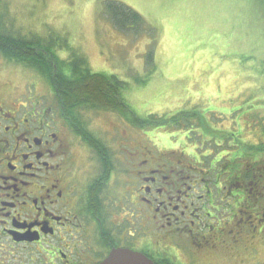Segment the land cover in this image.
<instances>
[{"label":"flooded vegetation","instance_id":"flooded-vegetation-1","mask_svg":"<svg viewBox=\"0 0 264 264\" xmlns=\"http://www.w3.org/2000/svg\"><path fill=\"white\" fill-rule=\"evenodd\" d=\"M67 63L35 71L38 81L21 91L0 83V264H103L116 251L181 264L204 250L238 252L242 228L255 227L249 199L264 187V172L236 139L247 130L196 128L182 113L168 118L167 130L184 142L172 146L162 131L138 132L137 119L122 116L128 103L118 83L104 92V82H86L73 70L80 64ZM89 82L100 90L89 92ZM234 140L235 153L204 149ZM226 155L228 169L213 173Z\"/></svg>","mask_w":264,"mask_h":264},{"label":"rangeland","instance_id":"rangeland-1","mask_svg":"<svg viewBox=\"0 0 264 264\" xmlns=\"http://www.w3.org/2000/svg\"><path fill=\"white\" fill-rule=\"evenodd\" d=\"M109 2L139 14L144 28L115 29L105 14ZM0 7L6 12L8 32L56 42L52 64L47 52L38 51V61L49 74L58 59L77 61L89 78L104 82V92L118 83L128 104L117 110L137 119L138 132L162 131L172 146H182L181 136L167 130L168 118L179 122L182 113L186 125L212 127L224 135L229 128L234 134L244 128L247 134L236 139L248 149V162L264 172V152L256 149L264 147V0H0ZM37 74L0 56V83L21 91L38 81ZM38 89L42 94L43 87ZM110 114L114 110L100 115ZM238 140L231 147L211 142L204 149L213 157L222 151L235 153ZM231 160L229 155L219 157L213 173L228 169ZM258 188L260 198L249 199V205L256 201L257 208L249 211L256 228H242L238 252L231 256L204 250L197 258L178 257L181 264H264V187Z\"/></svg>","mask_w":264,"mask_h":264},{"label":"trees","instance_id":"trees-1","mask_svg":"<svg viewBox=\"0 0 264 264\" xmlns=\"http://www.w3.org/2000/svg\"><path fill=\"white\" fill-rule=\"evenodd\" d=\"M2 9L4 8L0 7V56H2L3 59L8 62H15L24 65L25 67L34 70V72L41 70L43 72H47L48 74L47 69L41 65L43 61H38V51H41L43 53L47 52L49 55L53 54V46L55 41L53 42L51 38L41 40V38L39 37H34V40H29L26 37H21L19 35L8 32V28L6 27L7 23H4L7 20L6 12L2 11ZM106 11L105 14H108V16H110L116 26H114L115 29H121L119 31H128V29L134 26H138L139 28L137 29L144 28L143 18L139 14L131 11L129 8L125 7L122 4L109 2L107 4ZM49 55L47 56V58H49ZM60 61L58 59L57 63H60ZM76 69L78 70L75 74L76 76L84 78L87 77L88 70L79 68V66ZM61 75L65 76V72L62 71ZM85 81L87 82V78L85 79ZM88 84L90 87L95 89L89 92H98V90H100L99 84L94 85L91 82H89ZM75 91L77 93L84 92V90H78L77 88Z\"/></svg>","mask_w":264,"mask_h":264},{"label":"water","instance_id":"water-1","mask_svg":"<svg viewBox=\"0 0 264 264\" xmlns=\"http://www.w3.org/2000/svg\"><path fill=\"white\" fill-rule=\"evenodd\" d=\"M103 264H153L141 255L128 251H116Z\"/></svg>","mask_w":264,"mask_h":264}]
</instances>
